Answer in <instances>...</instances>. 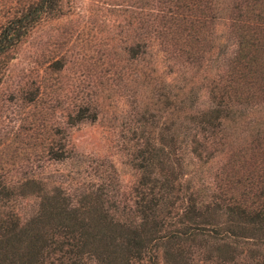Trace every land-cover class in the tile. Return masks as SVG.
Segmentation results:
<instances>
[{"label": "trees", "instance_id": "1", "mask_svg": "<svg viewBox=\"0 0 264 264\" xmlns=\"http://www.w3.org/2000/svg\"><path fill=\"white\" fill-rule=\"evenodd\" d=\"M231 1L232 47L223 51L222 73L204 77L208 105L188 118L184 136L172 137V151L163 134L161 147L146 143L126 192L114 174L78 195L47 190L38 179L16 188L0 183V264H264V121L249 117L264 107V0ZM218 4L162 2L163 32L197 63ZM38 7L14 23L35 22ZM20 29L0 33V55L20 42ZM151 49L137 44L128 54L146 59ZM62 148L66 163L72 156ZM186 156L195 160L191 175ZM30 198L26 217L9 207Z\"/></svg>", "mask_w": 264, "mask_h": 264}, {"label": "rangeland", "instance_id": "2", "mask_svg": "<svg viewBox=\"0 0 264 264\" xmlns=\"http://www.w3.org/2000/svg\"><path fill=\"white\" fill-rule=\"evenodd\" d=\"M163 1L0 0V33L21 25L23 34L0 55V183L16 188L38 179L47 190L78 195L114 174L126 192L138 180L133 163L146 143L161 147L163 134L172 151V137L184 136L188 118L208 105L204 77L222 73L232 1L218 0L198 63L163 32ZM37 6L35 22L14 23ZM146 43L154 47L146 59L130 58L131 46ZM249 117L264 121V107ZM64 145L72 156L66 163ZM32 206L30 198L9 207L26 217Z\"/></svg>", "mask_w": 264, "mask_h": 264}]
</instances>
